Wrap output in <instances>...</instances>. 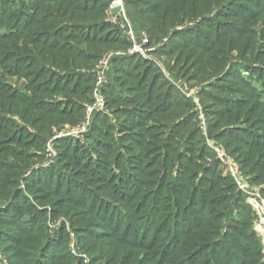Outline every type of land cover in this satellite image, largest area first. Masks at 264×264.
<instances>
[{
	"label": "rangeland",
	"instance_id": "rangeland-1",
	"mask_svg": "<svg viewBox=\"0 0 264 264\" xmlns=\"http://www.w3.org/2000/svg\"><path fill=\"white\" fill-rule=\"evenodd\" d=\"M113 1L105 2L103 23L112 30L116 27L120 29L128 47H124L123 42L117 44L116 39L115 43L93 49L96 59L88 62L82 56L74 58L73 46L86 51L87 45L77 40L74 42L72 37L65 39L71 48L70 52L65 51L68 55L42 47L39 41L42 33L37 35V32L54 27L53 20L44 25L29 26L25 32H21V29L17 31L15 16L20 26L24 20L21 18L26 16L22 10L24 4H29L31 0H0L1 7L11 4L8 14L0 18V264H148V256L156 257L159 247L164 244L161 242L163 233L147 237L151 239L157 236L155 253H150L155 247L150 244L146 250L138 248L137 258L133 251L136 246L129 244H142L135 227L143 229V237H146L149 225L143 226L147 210L136 218L127 216V208L135 209L137 201L124 202V196L128 194L123 177L114 182L119 187L117 183L122 180L120 201H115L109 195L98 193L97 188H92L97 180H88L83 171L74 173V170L79 168L86 154L96 160L102 143L107 149L106 154L118 150L119 163L115 160L114 165L111 164V171H114L111 177L120 173L116 164L121 163L126 173L132 174L135 169L130 165L132 159L146 160L139 155L135 146L138 141L131 145L125 141L127 139L106 141L101 134L108 129L112 130V137L121 138L124 128L130 129L125 123H135L140 118L130 116L129 111L150 110L155 106V110H158L164 102L178 106L172 119L173 122L179 120L174 124L183 121L182 118H191L190 126L181 134L199 130L200 136L191 145V141H188L186 148L194 152L201 146L207 153L198 160L199 164L207 168L215 164L213 169L221 180H226L227 193L236 195L242 203L236 209H241L248 221H238L240 216L237 214L227 221L223 236L233 235L235 230L238 234L233 244L223 238L225 247L231 249L228 252L231 257L227 256L228 253L225 257L230 262L264 264V166L255 169L245 167L239 154V146L246 145L245 141H259L257 135L264 129L256 125L264 121L261 115L264 109L253 114L254 118L259 119L253 125L246 121L243 123V117H239L240 120L226 128V136H221L225 130L214 132L225 119L229 121L231 114H235L229 111L236 104L248 102L245 100L249 94L264 103V35L257 34L256 29L259 39L251 42L242 28L248 16L264 12V0L242 1L235 13L228 11L233 0H120L121 5L111 9ZM131 4H148V15L140 19L132 17ZM43 6L44 3L40 8ZM68 20L72 23L82 19ZM128 26L134 42L141 46V52L129 51L132 41L127 35ZM249 26L253 27L255 23ZM263 27L261 30L264 31ZM136 28L144 31L139 32ZM8 50L12 53H7ZM135 56L134 62L140 59L141 63L131 67V57ZM40 57L41 67L38 63ZM246 57L255 59L251 69L246 67L234 71L231 68L230 62H241ZM52 59L57 60L58 64L52 63ZM73 60L75 63L72 64ZM139 66L146 68L136 71ZM112 71L115 79L109 83ZM156 79L165 83L162 82L157 88V92L162 90L161 93L147 98L151 103L149 106L144 103L135 105L134 102L146 95ZM145 81L146 84L140 86ZM240 111L243 113L245 109ZM213 121H217L216 125ZM239 128L251 129L254 134L247 137L241 132L239 136L243 141H240L242 138L236 134ZM176 141L181 144L182 137L176 138ZM262 141L264 144V138ZM173 150L180 153L179 157L185 153L183 156L193 159L181 146L170 150L171 158L176 156ZM128 151L133 154H128ZM263 151V147L251 148L253 154ZM113 156H108V159L112 161ZM69 158L73 167L65 163L67 166L64 169L57 170L59 164ZM261 162L264 163V155ZM187 169L188 166L183 168L175 163L168 174L172 178L176 172L180 181ZM80 170H85V167ZM193 171L204 176L200 169L193 168ZM150 172L152 170L146 175ZM105 175L101 174L102 177ZM202 177L198 183H191L194 184L191 189L185 188V181H181L177 194L175 191L170 194L173 198L171 207L181 200L182 191L187 193L190 190L189 193L193 194L203 181L214 180L216 175L208 171L207 179ZM96 179L101 180L100 177ZM65 180L70 182L66 183ZM161 181V184L157 183L155 191L163 186L165 179ZM64 184L67 186L63 187ZM146 184L143 190H151L153 179H148ZM97 196H101L99 205ZM159 197L160 193L155 196ZM188 198L193 204L196 202L193 195H186L183 200ZM217 204H209L211 208L205 204V207L213 211L223 210V204ZM110 205L114 209L108 211ZM102 207L104 211L100 212ZM11 208L13 214L9 217ZM213 211L205 212L203 217L210 218L209 213ZM16 214L23 215L18 219L19 223L25 225L21 230L15 224ZM136 214L135 210L133 216ZM193 215L189 211V214L186 212L183 215L184 219L178 220L186 234H197V227L207 222V219L203 221L197 217L187 219ZM221 224L222 221L204 223L206 227L214 228H219ZM171 226L176 227L174 221ZM219 243H212L209 251L211 261L207 264H224L222 249L215 248ZM129 245L131 249H128ZM194 253L191 259L193 264H197L201 257ZM201 262L202 259L198 264Z\"/></svg>",
	"mask_w": 264,
	"mask_h": 264
},
{
	"label": "trees",
	"instance_id": "trees-1",
	"mask_svg": "<svg viewBox=\"0 0 264 264\" xmlns=\"http://www.w3.org/2000/svg\"><path fill=\"white\" fill-rule=\"evenodd\" d=\"M107 0H31L29 4H24V10L25 11V18L21 22V25H19V21L17 19V15L15 16V19L17 20L18 24L15 26L17 31L19 32V29H21V32H25L26 30H29V26H34L35 24L38 25L39 23L47 24L53 20L54 27L51 29L41 30L38 31L37 35L41 34L39 36V41L42 43V47L44 49L57 51L58 53L62 55H68L66 52H70L71 48L68 46V41H66V37H72L73 41L75 42L80 41L81 43H84L87 45V50L85 51L83 48H75L73 46L74 52V58L75 56H82L84 57L83 60H94L96 59V55L93 53V49H100V47H105L117 39V44H120L123 42L124 47H128V44L126 41L122 39L121 31L117 27L112 30L110 27H108L106 24L103 23V17H104V7L105 2ZM218 0H216L217 2ZM226 2H229L230 0H225ZM242 1L245 0H233L232 4L228 6V11L230 13H235L237 11V8L239 5H241ZM248 2H252V0H248ZM45 4L42 8L40 6L42 4ZM22 4V1L21 3ZM11 4L0 6V18L4 15L8 14V10L10 11ZM6 11V12H5ZM130 11L133 13L132 17H143L145 15H148V4L145 5H130ZM158 11L155 10L152 12L153 14ZM5 13V14H4ZM24 13V12H23ZM238 14V12H236ZM130 14V13H129ZM131 17V18H132ZM74 18L82 19L77 22L70 23L71 19ZM152 20V19H151ZM150 20V21H151ZM64 21V22H63ZM152 22V21H151ZM255 23V26L251 27L249 24ZM30 24V25H29ZM245 25H242V28L245 29V37H247L248 40L251 42H254L255 39H259L257 34L259 33L260 36L264 35V31L261 30V27L264 26V12L261 11L259 13H255L253 15H250L246 18L244 21ZM256 29L258 30L257 34L255 33ZM264 29V27H263ZM137 31H144L142 29L136 28ZM48 31V32H46ZM254 31V32H251ZM146 32V31H145ZM108 33V34H107ZM111 33V34H110ZM149 37L151 34L149 32H146ZM48 37V39L45 41V38ZM94 45V46H93ZM80 50V51H79ZM66 51V52H65ZM7 53H12L11 50H8ZM133 61L129 65L131 67H135L136 65H139L141 63L140 59L137 63L134 62V60L137 58L131 57ZM23 61V60H22ZM52 63L58 64L57 60L52 59ZM69 62V60H68ZM39 65L41 67L42 58L39 59ZM75 63V60H73L72 64ZM238 63V64H235ZM255 63L254 58L246 57L244 60H241V62H230L231 68L235 71L237 69L241 68H252V66ZM146 66H139V68L136 70L144 71ZM114 71V69H113ZM111 72L109 74L108 82L112 83L115 79L114 72ZM122 77V74H120ZM35 76V74H34ZM55 78L57 75H54ZM58 77V76H57ZM77 77V76H76ZM261 77V76H260ZM263 77V76H262ZM261 77V78H262ZM55 78L53 80H55ZM82 79H85L84 77ZM125 79V78H123ZM147 81L142 82L140 86L145 85ZM164 83V81H160L159 79L154 80L153 84L149 87V91L146 92V95L137 99L134 104L135 105H151L148 97L154 98L157 93H161L162 90L157 92V88L161 85V83ZM165 84V83H164ZM111 86V84H109ZM167 85V84H166ZM168 86V85H167ZM166 87V86H165ZM4 96V94L2 95ZM121 97L122 96H118ZM160 99H163V96H160ZM163 100H161L162 102ZM248 101L246 103H238L232 111H229V113H235L234 115L231 114L230 120L223 121L221 123V126L217 127V129L214 131L215 133H219L221 130H225L222 132L221 135L226 136L228 132H226V128L230 125H232L236 120H240L241 117H243V123L253 125L256 121H258V118H254L253 114L261 109H264V103L259 102V99L256 96L248 95V98L245 100ZM152 103L153 100H151ZM112 103V102H110ZM257 106H259L257 108ZM111 107L112 104H111ZM152 107V106H151ZM157 108V106H155ZM155 107H152L150 110L146 108H142L139 111L134 112H128L130 116H139L137 122L135 123H125V126L130 127L124 128L123 130V136L121 138H114L111 135L112 130L106 131V133H102L101 136L106 141H116V140H124L127 141L131 145L134 142H136L135 146L139 150V155L146 158V160L141 161L140 158H134L131 161V167H134L132 174H127L124 169V164H116L117 169L120 170L119 174H114L112 177L111 175L114 173V171H111V164L114 165V161L116 160L117 163H119V157H117L118 150H112L109 154H106L107 149L104 148V144L99 145V153L97 154L96 160H92V158H89V155L86 154V156L81 160L79 163V168H76L74 170V173H77L78 171L84 172V177L88 180H97V182H93L95 185L92 188H97L100 192L98 193H104V195L111 196L115 201H120V188L122 185V180L118 182L117 184L119 187H117L114 182L119 177H123L124 181L127 183V196H124V202L127 201H137V205L135 206V209L127 208L128 211V217H138L139 215H142L143 210H147L144 218V225H149V232L145 234L146 237H143V229L138 230L135 227L136 234L138 236V239H140L143 243L142 244H136V243H129L136 246V250L134 249V255H137L138 248L143 250L149 247L150 244L157 245L158 240L157 236L152 237L151 239H148L147 237L150 234L153 235H159L163 233L162 240L164 244H162L158 251L159 254L151 258L152 256H148L150 260H148V264H193V260L191 259V255H193L195 250H198L194 255H197L201 257L202 262L206 263L211 261V257L209 255V251L212 248V243L214 242H221L219 244L215 245V248H221V254H223L222 257H224V264H242L240 261H229L228 257H225V254L230 252L231 249H227L225 247V243L223 241V238L227 239L230 244H233L236 242L235 237L237 236V231L235 230V233L233 235L223 236V232L225 229V226L227 224V221L233 219L232 216L238 215L240 218H238L240 222L248 221L245 218L244 212L241 209H236L238 205H242L241 201L238 199L236 195H231L227 193V185L225 183L226 180H221L220 175L214 170L215 164H212L210 167H205L199 164L198 160L202 159V156L207 153L205 150H203L200 146L199 150L197 151H191L186 148L188 141L190 142V145L192 142H196V139L198 136H200L199 130L196 131H188L185 134H181L183 131H185L190 126V117L182 118L183 121H179L177 124H174L176 121L179 120V118L173 122L172 116L175 112L174 109H177L178 106L173 103L164 102V104L160 107H158V110H155ZM257 108V109H256ZM245 109V112L241 113L240 110ZM256 109V110H255ZM261 115L264 116V110L261 113ZM66 117V116H65ZM240 117V118H239ZM144 118V120H143ZM221 118V117H220ZM152 120L150 123H146L147 121ZM221 121V119H220ZM216 125L217 121H213ZM170 123V125H167ZM174 124V126H173ZM214 125V126H215ZM105 127V124H103ZM124 126V127H125ZM173 126V127H172ZM213 126V127H214ZM212 127V128H213ZM257 128L264 129V121H260L259 125H256ZM167 131V132H166ZM233 131L232 133H234ZM239 135H241V132H244L245 135H248L247 137H251L254 132H252L251 129L249 130H241V128L237 129L236 131ZM142 134L141 136L139 134ZM10 135V134H9ZM219 135V134H218ZM237 136V137H238ZM259 138V141H245L246 145L239 146L241 147V152L239 154L241 155L240 160H244L245 167H252V169H255V167L260 168L261 166H264V163L261 162V158L264 155L263 152H258L256 154H253L251 152V148H264V144L262 139L264 138V132L257 135ZM138 137V140H137ZM182 137L181 144L176 141V138ZM242 138L241 136H239ZM246 137V136H245ZM229 139L232 138L228 137ZM8 139V137H7ZM245 139V138H244ZM240 141H243L242 139H239ZM183 147L185 152H187L193 159L188 158V156H180V153L176 150H173V153H176V156L174 158H171V151L173 147ZM132 147V146H130ZM129 149V148H127ZM113 156L112 161L108 159V156ZM128 154H133L131 151H128ZM253 161L251 162V160ZM65 160V161H64ZM61 164H59V167H57V170L64 169L65 166H67L65 163H69L70 167L72 166L71 159L69 160L64 159ZM239 160V161H240ZM86 161H88L86 164H84ZM127 161V160H126ZM179 161V162H178ZM240 161V162H241ZM148 165L145 167V164ZM175 163H178L179 166H182L183 168H186L188 166V169L186 171V174L184 175L183 179L179 181L177 177V173L173 174L174 176L171 178L168 174L169 170L172 169V167L175 165ZM242 163V162H241ZM65 164V165H64ZM243 164V163H242ZM64 165V166H63ZM81 167H85V170H80ZM200 169L203 171L204 176H199V174L196 171L191 172V169ZM149 174L146 175L147 172L151 171ZM108 171V172H107ZM211 171L216 175V178L214 180H205L203 183L197 188V190L194 191V193H185L182 191L181 200L177 203V205H172V199L170 197V194L172 191H175L177 194V187L180 185L181 181H185V188L191 189L194 184L191 183H198L200 177L202 179H207V172ZM106 174L105 177H102L101 174ZM218 175V176H217ZM129 176V177H128ZM96 177H100L101 180L96 179ZM128 177V179H127ZM153 179L154 184L151 187V190H143L144 187H146V183L148 179ZM155 179V180H154ZM163 181V186L159 188L157 191H155V188L157 187V183L161 184ZM66 183L70 182L69 180L66 181ZM139 184L136 186V184ZM231 184V183H230ZM71 186V183H69ZM192 185V186H191ZM67 185L64 184L63 187H66ZM136 186V187H135ZM174 189V190H173ZM79 190V188H78ZM126 191V190H125ZM151 191V192H150ZM155 191V192H154ZM233 192V188H232ZM161 194V197L155 198L156 195ZM233 194H235L233 192ZM22 196V194H19ZM102 194V197H104ZM191 197L193 195L195 199V203L188 200H183L184 196ZM23 197V196H22ZM139 197V198H138ZM93 199H91L92 201ZM96 200L99 203H101V196H97ZM238 200V202H237ZM218 203V204H217ZM205 204L209 208L210 205L217 204L224 207L223 210H210L205 207ZM216 205V206H217ZM97 206H95L96 208ZM110 211L114 208L110 205L109 206ZM236 209V210H235ZM137 211V214L133 216V213ZM241 210V211H240ZM104 211V207L100 209V212ZM189 211L194 214L193 216H189V220H192L194 217H197L199 219H202L203 221L207 219V222H202L200 226L197 227V234L195 233H189L186 234V232H183L180 228V224H178V220L184 219L183 215L187 212L189 214ZM210 212L209 217L210 218H204L203 215L205 212ZM95 213L94 211H92ZM13 214V208L9 210V217ZM19 214H16L14 216L16 227H19L20 230L22 227H25L24 224H21L18 222ZM169 216L168 219L166 217ZM217 216L215 219L214 217ZM225 219V221H224ZM174 221L176 227L172 228L171 222ZM222 221L221 226L219 228L214 227H206L205 224L210 223H218ZM229 229H234L231 227H228ZM109 233H111L110 228H108ZM201 231V232H200ZM143 237V238H141ZM113 240H116V238H113ZM245 244V243H244ZM127 244H124L126 246ZM128 249L130 248V245L127 246ZM156 248L153 247V252ZM47 249V248H46ZM131 251V250H130ZM163 251V252H162ZM162 252V253H161ZM242 252L245 253V251L242 249ZM242 252L239 251V253L242 255ZM147 255V253L145 254ZM227 256H230V253L227 254ZM147 257V256H146ZM147 257V258H148ZM235 259L237 258V255H233ZM199 259V260H201ZM197 260V264L198 261ZM218 262H216L217 264Z\"/></svg>",
	"mask_w": 264,
	"mask_h": 264
},
{
	"label": "built area",
	"instance_id": "built-area-1",
	"mask_svg": "<svg viewBox=\"0 0 264 264\" xmlns=\"http://www.w3.org/2000/svg\"><path fill=\"white\" fill-rule=\"evenodd\" d=\"M121 5V2H120V0H114L113 2H112V4H111V9H113L115 6H120ZM124 27V26H123ZM125 28V27H124ZM128 29H129V31H128V36H129V38L131 39V41H132V47H131V49L129 50L130 52H141V46H139L138 44H136L135 42H134V37H133V33H132V30L130 29V27L128 26ZM143 36H145V34L143 33ZM254 208H256L255 206H254Z\"/></svg>",
	"mask_w": 264,
	"mask_h": 264
}]
</instances>
